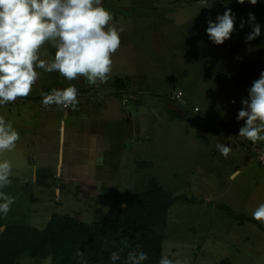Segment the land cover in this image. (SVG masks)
Returning <instances> with one entry per match:
<instances>
[{"label": "rangeland", "instance_id": "1", "mask_svg": "<svg viewBox=\"0 0 264 264\" xmlns=\"http://www.w3.org/2000/svg\"><path fill=\"white\" fill-rule=\"evenodd\" d=\"M221 1L222 3L215 0H102L103 6L112 12L114 20H118L119 15L122 17L127 11L126 13L131 12L132 15H140L139 19L145 23L149 22L150 18H155L163 25L162 39L159 43L156 38H150L145 42L143 38L142 43L159 63L167 60V68L164 71L159 70L161 77H165L160 83L164 91L158 94L145 92L140 95L139 108L134 103L136 99H131L130 111L142 109L145 103L151 101L152 107L164 110L169 117V106L175 102L170 101V94L168 96L166 91L169 92L170 87L174 86L187 96L185 106L187 109L199 108L200 111L197 112L199 117L193 112H188L187 117L190 120L188 130L191 131L188 134L184 132L185 125L171 123L162 118L158 124L155 123L154 132L151 128L150 132L144 133L147 156L142 160H145V165L141 161L131 160L121 173L97 182H94L89 172L84 170V167L90 168V165L82 161L88 162L89 157L75 158L73 163L78 167L75 171L77 180L68 175L65 180L54 181L58 187L51 188L52 186H47L42 180L41 176L44 174L39 169L41 162L48 156L44 157L40 152L37 153L36 145L31 142L17 144L14 151L0 155V159L11 161L13 166V175L10 177L12 182L3 191L15 197L11 211L6 217H0L4 224L16 222L42 229L52 213L74 217L85 223L98 221L109 213L112 193L144 191L149 180L154 178L170 194L184 195L193 200L189 204L178 201L171 207L167 226L163 230V256H168L174 262L180 261L181 264H264V225L252 218L253 211L264 203V163H260L254 155H250L249 162L246 161L245 158L250 152L247 145L251 141L238 137V131L228 129L231 127L230 123H225L226 125L221 123V117L226 112L219 107V103L224 102L218 101L217 95L222 91V87L214 84L223 81L217 77L222 63L215 65V61L225 51L224 46L230 39H244V35L251 32L252 24L248 21V15H242L231 8V4H239L236 0H224L226 3ZM258 3L251 5L246 0L247 6L253 10H258L257 6L260 5ZM226 9H231L235 14L232 33L235 35L221 45L204 43L206 21L208 19L215 21L217 14H223ZM148 16L151 17L147 18ZM207 16L210 18L207 19ZM262 17L255 22L259 23L261 31H264ZM133 19L137 20L135 16ZM241 21L244 22L242 29ZM119 24L118 29H122L121 34L127 38L122 42L124 47L129 48L132 43L134 45L141 42L140 33L132 36L133 30L140 24L138 20L123 21ZM146 25V34L156 31L154 25L153 27L148 23ZM154 36H157L156 33ZM252 41L254 45L257 44L256 49L260 50L257 53H262L261 57L264 56V39L259 36ZM254 45H251L249 50L254 48ZM51 51L54 53V50ZM159 52L160 55L157 56ZM174 53L176 57L173 61L171 57ZM138 57L142 64L146 63L142 54ZM133 58L134 54L132 60ZM132 60H125L127 63L123 67H128ZM185 65L187 68L184 69ZM210 66H214L211 71L205 69ZM213 76L215 79H212ZM54 77L58 79L55 74L49 78ZM43 79H47L44 74L41 81ZM82 86L84 89L81 90L88 92H90L88 89L94 87L89 84ZM223 93L231 96L230 89L221 94ZM135 94V89L130 88L126 91L120 90L119 95L123 100L125 96L136 98ZM3 108H0V115L4 114ZM62 111L57 115L58 118L61 117V121L67 118L65 111L63 109ZM83 114L84 110L81 109L78 114L70 117V120L74 118L76 121ZM204 114L208 117L200 116ZM200 118L203 119V123L210 122L214 134L218 133V138L203 142L193 136L192 122L199 124ZM5 119L13 123L10 117ZM70 120L66 121L67 125ZM18 121L24 123L21 117ZM223 131L236 139L237 144L227 158L220 152L216 158H212L217 145L226 140ZM57 148L58 145H52L53 151H58ZM64 152L63 158L68 160L65 157L66 148ZM54 157L49 158L52 164H55L58 156L55 159ZM235 169L238 173L232 179L230 175ZM223 207L228 208L232 215H228ZM238 215L245 218L237 221L234 216ZM18 264H44V260L25 256Z\"/></svg>", "mask_w": 264, "mask_h": 264}, {"label": "crops", "instance_id": "2", "mask_svg": "<svg viewBox=\"0 0 264 264\" xmlns=\"http://www.w3.org/2000/svg\"><path fill=\"white\" fill-rule=\"evenodd\" d=\"M215 1L217 3H222L221 0ZM224 3L226 2L224 1ZM259 4L264 6L263 3H258V5ZM126 12L122 15V17L119 15L120 17L118 20L113 19L111 22L112 26H115L118 29L117 26L120 25L119 22L138 20L140 24L133 30L132 36L134 37L136 33H140V35H142L140 36L141 42L135 43L134 45L132 43L129 48L126 46L124 47L122 42H125L127 38H124V35L121 34V46L118 49L119 51L117 50V52L112 56V72L109 74V80L107 83H98L97 86L92 85V87H94L92 89H88L90 90V92H88L81 90L84 89L82 85L87 86L88 84L83 77L68 81L58 72H41L47 79H43L41 81L40 77V79H38L33 86L29 96L17 98L15 102L9 103L5 105L6 108H3V116L5 118L10 117L13 123L16 124L13 125L14 128L20 133V140L17 144H28L31 142L36 145L38 151L37 153L40 152V154H43L44 157L48 156L41 162L39 169L45 175L41 176L42 180L47 186H52L51 188L58 187L55 186L57 184L53 183L54 181L60 182L61 180H65L68 175H70L73 180H77V174L75 175V171L78 167L74 165V161L76 160L75 158L82 159L89 157L88 162L82 161V163L90 165V168L84 167V170L87 173L89 172L94 182L102 181L108 179L109 176L112 177L117 173H121L124 166H127L131 160L141 161L143 162L142 164H145V160H142L143 157L146 158L147 156V145L144 144V133L150 132L151 128L152 132H154L155 123L158 124L162 118L167 119L168 122L171 123L177 122L178 124L185 125V134L191 132L188 130L190 120L188 119L187 114L188 112L195 113L194 108L198 107H194L193 110L185 107L187 105V96H185L181 89H176V87L171 86L169 92L166 91L168 96L169 94L171 95V93H176L177 91H181L184 94L180 101L172 100L171 97L169 98L170 101L175 102V104H171L169 106V117L164 110L161 111L159 108L155 109L152 107L151 101L145 103L142 109L130 111L131 99L128 101H125L124 99L121 100L119 95L120 90L126 91L127 89L133 88L136 91V98H134L136 100L132 101H134V103L138 106L137 108H139L140 105L138 104V98L140 95H143L145 92H151L152 94H155L156 92L158 94L160 91H164L162 89L163 87H161L162 84L160 83L163 79H165V77H161L159 70L162 69L164 71V69L167 68V60H164L163 63H159L158 60L153 58L154 56L151 55V52L144 48L142 43L143 38L144 42L150 38H156L159 43L162 39L161 29L163 25H160V22L157 19L150 18L151 16L147 17L151 20L145 23L144 20L142 21L139 19L140 15H132L131 12ZM240 14L248 15L247 13ZM134 16L137 20L133 19ZM260 17L255 18L258 19ZM208 18L210 17L207 16V19ZM147 23L151 26L154 25L156 31L153 30V32L146 34L145 29L147 27ZM152 33L153 36H151ZM155 33L157 36H154ZM205 35L206 39H204L203 42L209 44L211 41L209 40L206 31ZM233 35L235 34H231V37ZM246 36L247 34L244 35V37ZM260 36L263 40L264 31H261ZM251 45H254V42H246L245 38H240L238 40L230 39L227 42V45L224 46L225 51L223 54H221V56L215 61V65L221 64L225 60L230 62L228 72L226 73L223 81H221L222 83L214 82V84L222 87V91L217 95L218 101L224 102V106L219 103V107H222L223 111L226 112L223 113V116L221 117V123H230L231 127L228 129H234L235 131H239V128L244 124L243 120H236V115L242 108L241 101L247 98L248 89L251 87L252 82L259 77L261 71H264V56L261 57L262 53H257V51H260L256 49L257 44L254 45V48L249 50ZM51 50L55 51V49H51L46 45L41 52L43 53L44 51H48L49 55L41 54V58L46 60L49 59L51 53H53ZM133 54L135 55V58L132 60ZM139 54H142V56L145 57V64H142V61L139 60ZM146 55H149V57ZM159 55L160 52L157 56ZM175 57L176 54L174 53L171 59L173 58L174 61ZM125 60H132V63H128V67L126 68L123 67L127 63ZM214 66H210L205 69L211 71ZM185 68H187L186 65L184 69ZM53 74L58 76V79L55 77L49 78ZM113 79L114 81H112ZM116 79H125L128 82L126 83V86H116ZM212 79H215L214 76ZM61 82L63 84H61ZM69 85H74L78 89V99L80 103L78 109L75 111L69 108L68 113L65 115L67 118L61 121V117L58 118L57 115L60 112H63L62 108L55 105L48 107L43 106L40 95L41 92H49L54 88L63 89ZM145 87H147V89H145ZM228 89H230L231 96H226V93L221 94ZM87 94L90 96H87ZM223 95L225 97H222ZM81 109L84 110L83 116L77 118L76 121H74V118L70 120V117L78 114ZM195 114L199 117L198 113ZM224 114H226V116ZM200 116L202 118L208 117L206 114H204L205 117L203 115ZM20 117L24 119V123H20L18 121ZM202 118H200L201 122H199V124L191 121L193 123L192 125H194V129H192L193 136L203 142H207L211 138H218V133L214 134V130L212 129L210 122L203 123ZM67 120H70L69 125H67ZM225 134L226 140L223 141L222 144L230 146L231 150H233V148H235V144H237L236 139L229 136L227 133ZM54 144L58 145V151L56 152L52 149V145ZM258 144L260 146V151L264 154V142H258ZM65 148V157L68 160L63 158ZM218 153L219 151L217 149L211 157L216 158ZM250 155L254 154L249 152L248 156L245 158L248 162L251 160ZM54 156L58 157H56L57 160L55 164H52L49 162V158L52 159ZM64 160H66L65 164L62 165ZM237 173L238 170L235 169L230 176L233 177V175ZM52 184H54V186ZM99 196L101 195L99 194Z\"/></svg>", "mask_w": 264, "mask_h": 264}, {"label": "clouds", "instance_id": "3", "mask_svg": "<svg viewBox=\"0 0 264 264\" xmlns=\"http://www.w3.org/2000/svg\"><path fill=\"white\" fill-rule=\"evenodd\" d=\"M244 4L246 0H236ZM264 0H247L256 5ZM114 17L103 6L102 0H0V108L27 97L42 73L58 72L68 81L83 77L89 85L105 84L112 72V56L121 46V31L112 26ZM236 17L231 9L217 14L215 21L207 20L206 34L215 45L230 39ZM254 14H248L252 24L246 42L261 35V25ZM244 27L241 21L240 28ZM55 49L49 59H41L45 46ZM43 55H49L44 51ZM78 89L69 85L63 89L41 92V103L65 109H78ZM242 108L236 115L244 121L238 137L253 144L264 142V71L248 89V96L241 101ZM20 133L13 123L0 115V155L16 149ZM217 149L227 158L230 146L218 144ZM12 163L0 159V217H6L15 203V197L3 189L11 184ZM235 178V174L232 179ZM252 218L264 225V203L252 213ZM147 252H134L126 264H144ZM52 256L44 258V264H52ZM110 264H122L118 254L113 253ZM159 264H181L168 256H162Z\"/></svg>", "mask_w": 264, "mask_h": 264}, {"label": "trees", "instance_id": "4", "mask_svg": "<svg viewBox=\"0 0 264 264\" xmlns=\"http://www.w3.org/2000/svg\"><path fill=\"white\" fill-rule=\"evenodd\" d=\"M257 7L253 10L246 2L231 4L239 13L264 16V6ZM127 82L116 79L115 85L126 86ZM111 200L109 213L91 223L59 213H52L42 229L16 222L4 224L0 220V264H18L25 256L44 260L49 254L52 264H110L113 253L126 264L127 257L137 251L148 253L144 264H159L163 256V230L171 207L178 201H193L184 195L170 194L154 178L144 191H116ZM223 209L232 215L228 208ZM244 218L234 216L237 221Z\"/></svg>", "mask_w": 264, "mask_h": 264}, {"label": "built area", "instance_id": "5", "mask_svg": "<svg viewBox=\"0 0 264 264\" xmlns=\"http://www.w3.org/2000/svg\"><path fill=\"white\" fill-rule=\"evenodd\" d=\"M205 2H203L204 4ZM184 94L181 91H177L176 93H171L170 97L172 98V100L175 101H180L183 98ZM130 99H134L133 96H128L125 97L124 100L128 101ZM64 111L65 114L68 113L69 108L65 109L63 107H61ZM194 112L197 113L199 112L198 108H194ZM247 147L249 148V151L251 153L254 154V156L256 157V159L260 162V163H264V154L260 151V146L258 143L253 144L252 142L248 143Z\"/></svg>", "mask_w": 264, "mask_h": 264}, {"label": "water", "instance_id": "6", "mask_svg": "<svg viewBox=\"0 0 264 264\" xmlns=\"http://www.w3.org/2000/svg\"><path fill=\"white\" fill-rule=\"evenodd\" d=\"M229 65H230V62L228 61L222 62V66L219 68L218 74H217L218 79H221V80L224 79L226 73L228 72Z\"/></svg>", "mask_w": 264, "mask_h": 264}]
</instances>
